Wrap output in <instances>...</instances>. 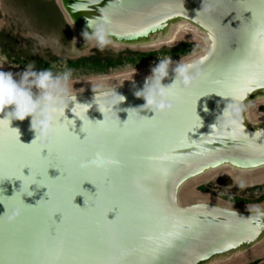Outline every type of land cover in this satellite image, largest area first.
<instances>
[{"label":"water","instance_id":"obj_1","mask_svg":"<svg viewBox=\"0 0 264 264\" xmlns=\"http://www.w3.org/2000/svg\"><path fill=\"white\" fill-rule=\"evenodd\" d=\"M56 4L82 45L155 51L186 42L180 38L186 30L203 36L205 48L170 63V67L196 63L202 78L189 92H178L182 111L150 120L155 127H147L149 121L130 111L144 108L146 101L135 93L145 87L151 67L70 83V104L56 126V143L49 153L33 141L30 117L12 121L10 127L17 131L0 128V176L8 178L0 183V264H246L261 257L264 205L238 207L191 192L195 185L226 172L241 177L246 186L264 185V114L258 112L264 107V0H56ZM251 73L259 82L237 102L229 88ZM173 78L170 71L162 84L167 86ZM114 92L125 99L110 111L106 102ZM225 111L232 113L231 118ZM139 114L147 119L155 115L148 109ZM126 122L134 134L98 136L102 125L115 129ZM237 122L239 132L234 136ZM177 129L183 133L182 142ZM69 133L80 140L87 133L88 143L71 142ZM13 138L16 148L10 146ZM36 149L39 156H32ZM94 152L114 158L119 167H109L103 175L95 167H78ZM159 168L167 174L160 175L155 171ZM84 180L100 183L107 197L103 202L95 198L96 186L85 181L81 189L89 211L81 216L67 209L66 198ZM28 186L32 196H27ZM73 202L86 207L83 195ZM105 203L120 209L118 224L103 222ZM17 207L22 214L8 222L7 213ZM54 208L69 213L63 226H57L62 220L59 213L52 217L57 225L48 222ZM117 211L109 212L107 219L115 220ZM51 236L71 254L58 260L46 255V238Z\"/></svg>","mask_w":264,"mask_h":264},{"label":"rangeland","instance_id":"obj_2","mask_svg":"<svg viewBox=\"0 0 264 264\" xmlns=\"http://www.w3.org/2000/svg\"><path fill=\"white\" fill-rule=\"evenodd\" d=\"M54 1L0 0V67L14 73L29 64L36 71H67L71 73L70 83H79L138 73L155 67L159 61L171 63L203 49L189 41L155 51H117L108 46L95 47L94 43L82 45L74 39ZM90 57L102 60L97 65L84 61ZM106 58L115 64H107L103 60ZM258 112L264 114V107ZM196 191L228 205H264V185L238 188L230 177L213 178L197 185ZM246 264H264V254Z\"/></svg>","mask_w":264,"mask_h":264},{"label":"clouds","instance_id":"obj_3","mask_svg":"<svg viewBox=\"0 0 264 264\" xmlns=\"http://www.w3.org/2000/svg\"><path fill=\"white\" fill-rule=\"evenodd\" d=\"M170 71L174 73V78L170 84L164 86L162 81L169 77ZM199 78H202V72L196 63L184 64L178 62L175 67H170L169 61H159L152 69V75L146 79L143 90L135 93L138 98H143L146 101L142 109L151 110V112L155 114L154 117L152 119H147L141 116L139 113L142 109L130 111H136L141 121H150L157 116L164 117L166 114L172 113L177 109V100L179 99L178 92H189ZM70 80V72L65 71L53 74L49 70L36 71L31 64L23 71L17 73L0 70V128L6 125L9 129L17 131L10 127L12 121H24L30 117V128L35 132V139L33 141L40 142L43 145L41 151L47 149L49 153V150L54 147L56 143V126L65 119V109L70 104L71 97L68 94ZM124 99L123 96L117 95L115 92L112 93L106 102L108 109L114 111L113 107L123 102ZM235 107H238V104L235 105ZM72 111L74 112V108ZM224 115L226 118H231L232 113L225 111ZM67 120L72 121L69 119ZM77 138L79 137L77 136ZM93 160H95V164L92 163ZM79 166L81 168L91 166L96 167L100 171H106L109 167H119V161L111 157H106L102 152H96L86 159H81L79 161ZM24 168L28 167L25 166ZM155 171L160 175L167 174V170L164 168H159ZM5 179L8 178L0 176V183H3ZM35 179L36 181H40L42 177L40 180H37V177ZM85 181L93 184L89 180H84L81 185ZM32 184L36 183L34 182ZM29 186L27 196H32L33 193L29 191ZM240 186L243 187L242 182H240ZM22 188L23 184L21 190ZM98 191L97 189V192ZM0 192H2V190H0ZM77 195L73 197L72 203L76 208L83 210L84 208H80L73 202ZM85 206L87 207L88 205L85 203ZM22 212V208H13L11 213H7L8 222L17 219Z\"/></svg>","mask_w":264,"mask_h":264},{"label":"snow or ice","instance_id":"obj_4","mask_svg":"<svg viewBox=\"0 0 264 264\" xmlns=\"http://www.w3.org/2000/svg\"><path fill=\"white\" fill-rule=\"evenodd\" d=\"M213 46H215V44H213ZM261 54H262V56H264V49H262ZM205 59H207V58L205 57ZM255 76H256L255 73H251L249 75L241 76L240 77V82L229 88V95H231L232 98L234 100H236L237 102L242 100L243 96H244V93L249 90L250 86L259 82L257 79H255ZM262 78H264V77H262ZM193 104H194V101H193ZM182 108H183V101L181 99H178L177 100V109L179 111H182ZM146 126L147 127H155L156 124L153 123V121H149ZM4 127H6V125ZM117 131H119V132H128L129 134H134V132L136 130L135 129L129 130L128 127H127V122L124 123V124L119 125L115 129L107 128V127L102 125L100 127L99 131H98V136L100 138H108L110 135L114 134ZM237 132H239V124H238V122L236 123L233 135L235 136ZM177 133H178L179 137H181V142H182L183 133L180 132L178 129H177ZM68 135H69V138H70L71 142L80 141V142L88 143V137L87 136H86V138L84 140H80L79 138H77V136L72 135L71 133H69ZM10 146L13 147V148H16V145L14 143V138H13V141L10 142ZM95 153L96 152H94L92 154H95ZM39 154H40V150L36 149V150H34L32 152L31 155L32 156H39ZM92 163L95 164V160H93ZM50 167H55V166H50ZM78 167H80L79 164H78ZM96 170L101 175H103V173L105 172V171H100L97 168H96ZM89 181H91L93 184H95L96 188L99 190L96 193L95 198L101 200L102 202L105 201L107 196H106L105 191L102 189L101 184L96 182V181H93V180H89ZM137 187H139V185H137ZM77 194L83 195L85 197V203L87 204V197L85 195V192H83L82 189H81V183H78L76 185L75 189H70L69 190V193H68L67 198H66V205H67V209H69L71 211V213L79 214V215L82 216L83 214L87 213L89 210H88V207L84 208L83 210L78 209L72 203L73 197L75 195H77ZM114 209H118L117 214H116V219L112 220V221H109L108 219H106V215H107V213L113 211ZM57 212H59L62 215V217H63L62 220H61V223L58 224V225L55 224V222L52 219V217ZM68 214L69 213L66 212V210H64V209L54 208L53 210H51L49 212V215H48L47 219H48L49 223H54L57 226H63L64 223H65L66 216ZM100 215H101V218H102V220H103V222L105 224H108L109 226H113V225L118 224V222H119L120 209L115 204L105 203V206H104L103 210L101 211ZM56 240H57L56 236L55 237L51 236V237H47L46 238V242H47L46 255L50 256L53 260H58L62 256L71 254L72 250L70 248H67L65 245H62V244L58 245Z\"/></svg>","mask_w":264,"mask_h":264},{"label":"bare ground","instance_id":"obj_5","mask_svg":"<svg viewBox=\"0 0 264 264\" xmlns=\"http://www.w3.org/2000/svg\"><path fill=\"white\" fill-rule=\"evenodd\" d=\"M58 1V0H57ZM55 2H56V0H55ZM73 34V33H72ZM73 36H74V39L75 40H77L76 39V35H74L73 34ZM182 37H184V38H186L185 40L186 41H189V42H192V43H196V44H199L202 48H205V39H204V37L203 36H200V35H197V34H195V33H193L192 31H189V30H186V31H183L181 34H180V38H182ZM180 40V39H179ZM98 44V45H97ZM95 47H96V45L97 46H99V47H107V45L106 44H101V43H94L93 44ZM2 67V66H1ZM4 67V66H3ZM2 67V68H3ZM8 68H9V66H8ZM5 71H9L8 69H5ZM11 72V71H10ZM13 72V71H12ZM14 73V72H13ZM127 75V74H126ZM101 79V78H100ZM101 80H103V79H101ZM256 114L257 115H259V113H257L256 112ZM222 177H230L231 178V180L233 181V183H234V185L236 186V187H238V188H244L245 187V185L243 184V187H241L240 186V182H242L243 183V179L241 178V177H239V176H236V175H234V174H232L231 172H226V173H224V174H219V175H217V176H215V177H213V178H222ZM212 178V179H213ZM211 179V180H212ZM210 180V181H211ZM207 182H209V180L208 181H205V182H203V183H200V184H204V183H207ZM199 185V184H198ZM247 187H250V186H247ZM196 188H197V185H195L193 188H192V194H194V195H196V196H199V195H201V196H205V197H208L207 195H205V194H202V193H199V192H197L196 191ZM228 205V204H227ZM230 205V204H229ZM235 206V205H234ZM237 206V205H236ZM261 206H263V205H261ZM238 207H241V206H238ZM251 207H260V206H251Z\"/></svg>","mask_w":264,"mask_h":264},{"label":"trees","instance_id":"obj_6","mask_svg":"<svg viewBox=\"0 0 264 264\" xmlns=\"http://www.w3.org/2000/svg\"><path fill=\"white\" fill-rule=\"evenodd\" d=\"M101 60L102 59H98V58H95V57H90V58H87L86 60H84L85 62H93L94 64H99L100 62H101ZM103 60H105V62L107 63V64H110V65H114L115 64V62H113L111 59H108V58H106V59H103Z\"/></svg>","mask_w":264,"mask_h":264},{"label":"flooded vegetation","instance_id":"obj_7","mask_svg":"<svg viewBox=\"0 0 264 264\" xmlns=\"http://www.w3.org/2000/svg\"><path fill=\"white\" fill-rule=\"evenodd\" d=\"M55 2V1H54ZM55 4H56V2H55ZM57 5V4H56ZM58 7V6H57ZM59 9V8H58ZM60 11V10H59ZM61 13V12H60ZM62 15V14H61Z\"/></svg>","mask_w":264,"mask_h":264}]
</instances>
